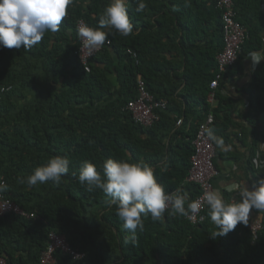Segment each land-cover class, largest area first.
Instances as JSON below:
<instances>
[{"label": "trees", "instance_id": "1", "mask_svg": "<svg viewBox=\"0 0 264 264\" xmlns=\"http://www.w3.org/2000/svg\"><path fill=\"white\" fill-rule=\"evenodd\" d=\"M109 2L74 0L59 31L45 32L31 49L0 47V88L5 90L0 92V179L8 186L2 194L33 215H0V258L5 264H43L49 235L55 234L77 257L56 249L53 264H264V217L255 241L250 221L213 237L217 229L207 207L198 224L170 207L160 221L142 217L144 229L137 230L133 244L110 197L100 189L88 191L77 178L84 161L101 172L108 158L144 162L166 192L187 194L185 207L199 197V186L185 182L192 142L208 115L213 117L208 128L218 137L234 125L231 100L222 93L224 80L243 70L249 53L264 49L262 0H233L246 38L219 81L216 107L206 99L218 72L216 56L224 48L217 1L144 0L146 9L136 12V4L128 0L136 33L108 35L110 44L90 60L85 72L77 55V21L98 27ZM176 57L182 60L176 62ZM139 76L155 100L168 103L150 128L135 122L127 109L137 98ZM245 94L249 162L256 156L257 118L264 106V60L254 68ZM55 156L70 161L60 184L20 183ZM233 198L239 196L224 195L229 202Z\"/></svg>", "mask_w": 264, "mask_h": 264}, {"label": "clouds", "instance_id": "2", "mask_svg": "<svg viewBox=\"0 0 264 264\" xmlns=\"http://www.w3.org/2000/svg\"><path fill=\"white\" fill-rule=\"evenodd\" d=\"M73 2L74 0H0V47L19 49L23 46L26 50L31 49L41 42L45 32L59 31L60 24L67 15V8ZM133 2L136 4V12H143L147 7L144 0ZM133 27L128 13V0H110L99 17L98 27L92 28L82 23L78 27V35L84 48L91 53L102 47L108 35L114 31L127 37L133 34ZM249 56L255 66L264 60V50L253 51ZM205 132L208 141L218 149L227 151L224 139L218 137L214 129L206 128ZM69 163L66 156H55L26 178L20 179V183L33 187L51 181L58 185L69 173ZM77 178L88 191L100 189L110 197L109 203L116 206V215L123 221L124 229L131 232L129 239L133 244L137 230L144 229L142 217L150 215L153 221H160L169 204L173 213L188 218L201 210V200L192 201L185 207L186 193L181 194L179 190L166 192L164 186L157 181L154 169L144 162L129 163L108 158L103 162L101 172L92 162L84 161ZM7 188V184L0 179V193L6 192ZM201 199L206 203L210 220L217 229L213 237L226 236L238 224H248L251 210L264 211V179L251 189L244 183L238 200H225L219 189L206 191Z\"/></svg>", "mask_w": 264, "mask_h": 264}, {"label": "built area", "instance_id": "3", "mask_svg": "<svg viewBox=\"0 0 264 264\" xmlns=\"http://www.w3.org/2000/svg\"><path fill=\"white\" fill-rule=\"evenodd\" d=\"M211 2L217 1L222 11V34L224 48L216 56L218 72L215 78L210 82L209 91L207 94V103L213 105L217 102L216 92L219 87V81L222 80L223 74L227 68L231 67L240 51L244 39L246 38V32L244 27L236 20V13L233 7V0H210ZM86 24L83 20H78L76 29L78 33V27L81 24ZM79 49L77 51L79 63L83 67L85 72L90 71L89 62L93 59L104 46L109 45L110 42L106 41L105 44L99 49L89 53L83 46V41L78 35ZM128 54L136 57V54L128 49ZM137 98L135 101H131L127 105V109L131 111L135 122L141 126L150 128L155 122L159 120L158 111H164L167 108L166 100H155L154 97L146 89L144 80L139 76L137 79ZM4 89L0 88V92H4ZM213 122V117L208 115L202 125H200L196 136L192 142L193 154L190 159V168L185 179L186 183H192L200 188V196L196 200H201V210L193 214L188 220L192 224H198L204 221L205 216L202 214L206 203L201 199L206 191L213 190L212 181L217 175V170L214 166L215 158V146L207 140L205 129L208 128ZM171 205L169 204L168 209ZM7 213H15L22 217L33 218L32 214L24 213L16 204L5 199L3 194L0 193V215ZM262 229V223L259 220H250L249 230L252 234L253 241L257 239L258 233ZM50 244L41 258L43 264H53L54 258L52 256L56 249H62L69 253H72L66 244L63 237L50 234ZM75 257L76 254L72 253ZM0 264H5L4 260L0 258Z\"/></svg>", "mask_w": 264, "mask_h": 264}, {"label": "crops", "instance_id": "4", "mask_svg": "<svg viewBox=\"0 0 264 264\" xmlns=\"http://www.w3.org/2000/svg\"><path fill=\"white\" fill-rule=\"evenodd\" d=\"M262 11L264 12V0H262ZM133 32L136 33L135 30ZM175 59L176 62H179L182 57ZM257 65L253 66L251 58L248 56L244 62L243 70L224 80L222 93L231 100L234 125L228 127L223 135V138H226L224 143L227 151L215 148L217 153L215 154L214 165L217 175L212 181L213 190L219 189L223 196L232 193L239 196V191L243 189L244 183L251 189L253 185H259L258 179H264V106L261 115L257 118L256 156L249 162L252 141L249 124L244 119L249 110L245 88L251 82L252 72ZM216 105L217 102L213 104L214 107ZM253 170H255V174ZM263 217L264 211L253 209L250 211L249 221L251 219L261 220Z\"/></svg>", "mask_w": 264, "mask_h": 264}]
</instances>
